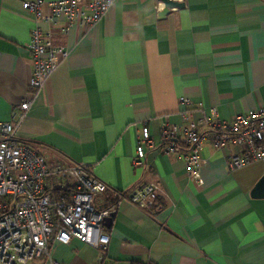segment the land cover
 <instances>
[{
  "label": "crops",
  "instance_id": "1",
  "mask_svg": "<svg viewBox=\"0 0 264 264\" xmlns=\"http://www.w3.org/2000/svg\"><path fill=\"white\" fill-rule=\"evenodd\" d=\"M23 1L0 0V122L50 167L87 166L108 186L96 207L114 210L107 249L54 240L29 264H264V198L252 197L261 162L230 170L239 148L206 143L203 185L160 149L132 163L144 125L160 145L164 124L264 107V0H179L164 18L161 0H116L86 31L42 25L69 55L40 91L28 87L36 19ZM147 184L159 188L153 214L129 200Z\"/></svg>",
  "mask_w": 264,
  "mask_h": 264
},
{
  "label": "built area",
  "instance_id": "2",
  "mask_svg": "<svg viewBox=\"0 0 264 264\" xmlns=\"http://www.w3.org/2000/svg\"><path fill=\"white\" fill-rule=\"evenodd\" d=\"M115 2L23 1L22 10L36 19L27 45L32 60L28 87L40 91L69 55L66 48L53 43V32L42 25H50L63 34H68L73 26L86 31L97 25ZM32 103L27 99L21 104L20 120ZM182 103L189 101L182 99ZM15 132L14 124L0 122V264H29L47 257L54 240L69 244L77 239L95 249H107L111 237L104 223L114 210L98 209L95 200L107 192L108 186L83 164L50 167L45 157L19 141ZM161 136L162 143L157 145L148 125L142 126L132 161L134 168L144 166L148 149H160L181 157L189 181L203 185L201 170L207 161L202 153L206 143L217 150L229 145L239 148V154L228 162L230 170L252 162L264 165V107L237 114L230 120L218 119L215 111L198 121L185 117L182 125L164 124ZM181 140L187 145L183 151ZM66 187L73 188L69 195L52 193L55 188ZM158 198L156 184H147L129 196L133 204L150 214L156 211Z\"/></svg>",
  "mask_w": 264,
  "mask_h": 264
},
{
  "label": "water",
  "instance_id": "3",
  "mask_svg": "<svg viewBox=\"0 0 264 264\" xmlns=\"http://www.w3.org/2000/svg\"><path fill=\"white\" fill-rule=\"evenodd\" d=\"M161 1L164 4V9L160 13V18L166 17L172 9L184 7V3L179 0H161ZM252 197L253 198H264V175L260 179V181L257 183L254 190L252 191ZM113 218H114V213H111L110 217L105 219L104 225L106 227H110V224L112 223Z\"/></svg>",
  "mask_w": 264,
  "mask_h": 264
},
{
  "label": "trees",
  "instance_id": "4",
  "mask_svg": "<svg viewBox=\"0 0 264 264\" xmlns=\"http://www.w3.org/2000/svg\"><path fill=\"white\" fill-rule=\"evenodd\" d=\"M180 150L183 151L186 149L187 145L185 143L179 142ZM73 191V188L71 187H66V188H55L52 193L55 196H61V195H69ZM161 203L159 200H157L156 204L154 205L155 209L160 208Z\"/></svg>",
  "mask_w": 264,
  "mask_h": 264
}]
</instances>
